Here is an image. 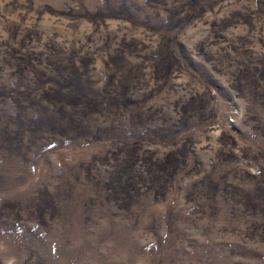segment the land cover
I'll return each mask as SVG.
<instances>
[{
  "label": "rangeland",
  "instance_id": "374dc122",
  "mask_svg": "<svg viewBox=\"0 0 264 264\" xmlns=\"http://www.w3.org/2000/svg\"><path fill=\"white\" fill-rule=\"evenodd\" d=\"M0 264H264V0H0Z\"/></svg>",
  "mask_w": 264,
  "mask_h": 264
}]
</instances>
